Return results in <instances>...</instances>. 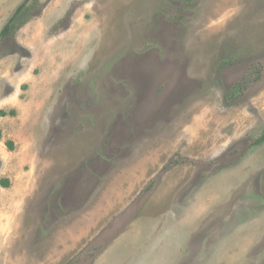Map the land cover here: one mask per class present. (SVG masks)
Instances as JSON below:
<instances>
[{
	"label": "rangeland",
	"instance_id": "374dc122",
	"mask_svg": "<svg viewBox=\"0 0 264 264\" xmlns=\"http://www.w3.org/2000/svg\"><path fill=\"white\" fill-rule=\"evenodd\" d=\"M13 28L0 264H264V0H28Z\"/></svg>",
	"mask_w": 264,
	"mask_h": 264
},
{
	"label": "trees",
	"instance_id": "16d2710c",
	"mask_svg": "<svg viewBox=\"0 0 264 264\" xmlns=\"http://www.w3.org/2000/svg\"><path fill=\"white\" fill-rule=\"evenodd\" d=\"M28 0H24L22 4H20L14 11V13L10 16V18L7 20V22L3 25V27L0 30V35H7L12 29H14V25L16 23L17 18L19 17V12L26 6V3ZM8 113L13 114V111L10 110ZM1 115H5L6 113L2 110H0ZM0 139H1V131H0ZM258 140H264V133L261 135V137ZM8 144V147L11 149L13 148V145L11 142H6ZM0 184L4 187L9 185V181L6 179H0Z\"/></svg>",
	"mask_w": 264,
	"mask_h": 264
}]
</instances>
